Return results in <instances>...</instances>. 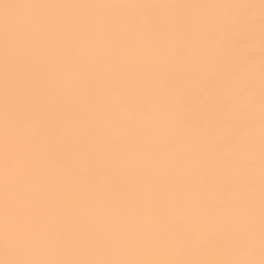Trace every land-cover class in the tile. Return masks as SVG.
I'll return each mask as SVG.
<instances>
[{
	"label": "bare ground",
	"instance_id": "obj_1",
	"mask_svg": "<svg viewBox=\"0 0 264 264\" xmlns=\"http://www.w3.org/2000/svg\"><path fill=\"white\" fill-rule=\"evenodd\" d=\"M9 80L52 164L24 191L64 244L2 264H264L216 251L237 213L264 240V0H0V224ZM98 223L171 250L112 248Z\"/></svg>",
	"mask_w": 264,
	"mask_h": 264
},
{
	"label": "clouds",
	"instance_id": "obj_2",
	"mask_svg": "<svg viewBox=\"0 0 264 264\" xmlns=\"http://www.w3.org/2000/svg\"><path fill=\"white\" fill-rule=\"evenodd\" d=\"M232 16L239 21L241 17L239 9L234 10ZM40 28L44 30V22L41 23ZM135 33L140 38L137 52L143 65L158 67L162 65L164 56L159 45L154 42L149 26L146 23L137 24ZM11 62L10 51V67ZM24 129L25 132L34 133L39 130V125L28 122L24 125ZM21 135L14 85L9 80L8 103L5 111L4 219L0 224V250L4 259L9 261L27 260L42 252L62 249L64 244L52 228L38 219L31 207L34 194L24 191L25 186L36 184L41 173L48 172L52 164L32 144L27 135H24L23 139ZM202 228L210 237H217V230L208 225H203ZM89 231L92 235L99 234L112 248H142L155 253L171 250L170 240L163 236L124 232L103 223L96 224ZM223 231L225 233L223 246L218 247L216 251L227 259L241 262L264 255V240L252 232L242 214L237 213ZM199 238L200 229H197V241Z\"/></svg>",
	"mask_w": 264,
	"mask_h": 264
}]
</instances>
